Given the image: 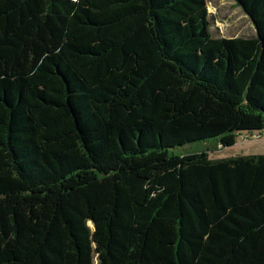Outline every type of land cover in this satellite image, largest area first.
Listing matches in <instances>:
<instances>
[{
    "label": "trees",
    "instance_id": "trees-1",
    "mask_svg": "<svg viewBox=\"0 0 264 264\" xmlns=\"http://www.w3.org/2000/svg\"><path fill=\"white\" fill-rule=\"evenodd\" d=\"M0 0V264H264V0Z\"/></svg>",
    "mask_w": 264,
    "mask_h": 264
},
{
    "label": "rangeland",
    "instance_id": "rangeland-1",
    "mask_svg": "<svg viewBox=\"0 0 264 264\" xmlns=\"http://www.w3.org/2000/svg\"><path fill=\"white\" fill-rule=\"evenodd\" d=\"M207 9L214 38H251L256 35L251 20L234 0H207ZM170 152L177 155L206 152L214 160L237 155H264V132L237 135L235 145L229 148L216 147L213 140H206L177 147Z\"/></svg>",
    "mask_w": 264,
    "mask_h": 264
}]
</instances>
